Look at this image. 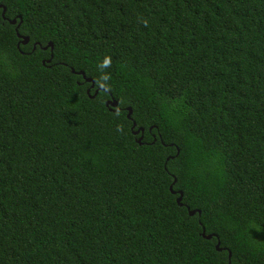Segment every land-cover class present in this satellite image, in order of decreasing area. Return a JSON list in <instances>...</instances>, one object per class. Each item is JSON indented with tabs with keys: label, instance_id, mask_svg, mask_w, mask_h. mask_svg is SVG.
Returning <instances> with one entry per match:
<instances>
[{
	"label": "trees",
	"instance_id": "trees-1",
	"mask_svg": "<svg viewBox=\"0 0 264 264\" xmlns=\"http://www.w3.org/2000/svg\"><path fill=\"white\" fill-rule=\"evenodd\" d=\"M0 5V264H264V0Z\"/></svg>",
	"mask_w": 264,
	"mask_h": 264
},
{
	"label": "water",
	"instance_id": "water-1",
	"mask_svg": "<svg viewBox=\"0 0 264 264\" xmlns=\"http://www.w3.org/2000/svg\"><path fill=\"white\" fill-rule=\"evenodd\" d=\"M0 6L3 7V17L5 18V13H6L7 8H6L5 5H0ZM19 18L21 19V22H22V16H21V15H19ZM10 23H11V24H16V23H17V18L11 19V20H10ZM19 25H20V24H18L17 27H16V30H17V31H18V27H19ZM17 34H18V36L20 37V39H21L20 42H21L22 44H27V43L30 41L29 36L21 35L19 32H17ZM37 45L41 46V44H40L39 42H36V43L34 44V49L36 48ZM42 48H43V49L51 48V50H53V43H52V42H49L46 46H42ZM52 57H53V54H51V58H52ZM51 58L48 59L47 61L50 62V61H51ZM43 63H45V61H43ZM72 72H73V73H77V74L82 75V76L85 78V80H86L87 82H90V83H91L90 88H88V92H90V89H91V88H94V86H95V80H94L93 78H91V77H87L84 71H82V70H80V71H75V70L72 68ZM99 90H100V88L95 89V93H94V95H93L92 97H94V96L99 92ZM106 105L109 106L110 109H113V110H114V108L117 107V106L119 105V102H118L116 99L112 98V99H109V100L106 101ZM127 110H128L127 117H128L129 119H132L133 109H132L131 107H128ZM136 124H137V123H136L135 121H133V126H132L133 129H134V127H136ZM143 131H144V128H143V127H139V128L136 129V130L134 129L133 132H134L135 134H139L140 132H143ZM141 138H143V136H141ZM171 189H172V186H171ZM173 192L176 193V191H173ZM182 197H183V193H182V191H179V197L177 198V202H178L179 204H182V203H181V201H182ZM196 213L201 214V210H199V209H193V210H192V209H189V214H190L191 216H192V215H195ZM200 223H201V221H200ZM202 229H203V230H202V235H203L205 238L210 239V238L213 237V234H206V230H205V227H204V226H203ZM219 245H220V242L218 241L217 246H216L218 250L222 249ZM229 255H230V257H231V252H230Z\"/></svg>",
	"mask_w": 264,
	"mask_h": 264
},
{
	"label": "clouds",
	"instance_id": "clouds-1",
	"mask_svg": "<svg viewBox=\"0 0 264 264\" xmlns=\"http://www.w3.org/2000/svg\"><path fill=\"white\" fill-rule=\"evenodd\" d=\"M110 64V58L105 57L101 67H107Z\"/></svg>",
	"mask_w": 264,
	"mask_h": 264
}]
</instances>
